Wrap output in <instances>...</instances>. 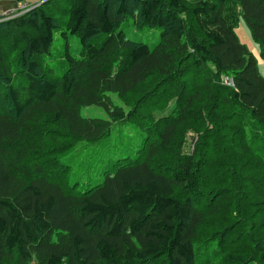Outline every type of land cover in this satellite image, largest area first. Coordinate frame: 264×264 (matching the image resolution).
<instances>
[{"label":"trees","instance_id":"16d2710c","mask_svg":"<svg viewBox=\"0 0 264 264\" xmlns=\"http://www.w3.org/2000/svg\"><path fill=\"white\" fill-rule=\"evenodd\" d=\"M43 1L0 23V264H264V77L235 32L264 60V0ZM127 124L134 154L71 180Z\"/></svg>","mask_w":264,"mask_h":264},{"label":"rangeland","instance_id":"374dc122","mask_svg":"<svg viewBox=\"0 0 264 264\" xmlns=\"http://www.w3.org/2000/svg\"><path fill=\"white\" fill-rule=\"evenodd\" d=\"M29 2L33 4L30 5L25 1L18 2L17 0H0V23L13 20L28 13L30 10L35 9L33 6L41 7L44 4L43 0H30ZM123 29L128 39L138 43H145L150 49H154L160 42V30L144 28L138 31L132 20L126 22ZM235 32L240 42L247 45L256 58L259 71L264 77V60L260 56V46L253 40L250 30L242 18H240ZM65 45V42L59 39L54 43L52 51L54 53L53 65L55 68H60L62 62L61 54ZM70 47L74 54H79L82 50L80 40L77 38L70 40ZM58 72L61 74V70ZM84 114L88 117H105V112L98 107L88 108L84 110ZM142 138L143 134L131 125L116 126L108 140L93 145L79 156L78 162L72 171L71 180L80 179L83 182V186L89 182L98 181L102 177L97 176L96 173L101 170L103 162L125 154L133 155L135 149L140 146Z\"/></svg>","mask_w":264,"mask_h":264},{"label":"built area","instance_id":"2783aa9c","mask_svg":"<svg viewBox=\"0 0 264 264\" xmlns=\"http://www.w3.org/2000/svg\"><path fill=\"white\" fill-rule=\"evenodd\" d=\"M39 2V1H38ZM38 2H36V3H38ZM44 2V1H43ZM31 5V4H30ZM39 5H41V4H39ZM33 8H37L36 6H33ZM223 83L226 85V86H228V87H235V83H234V80H233V78H231V77H225L224 79H223Z\"/></svg>","mask_w":264,"mask_h":264}]
</instances>
